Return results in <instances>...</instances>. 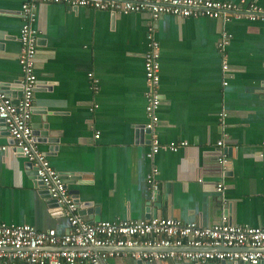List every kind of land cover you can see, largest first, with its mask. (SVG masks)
<instances>
[{
  "label": "crops",
  "instance_id": "obj_1",
  "mask_svg": "<svg viewBox=\"0 0 264 264\" xmlns=\"http://www.w3.org/2000/svg\"><path fill=\"white\" fill-rule=\"evenodd\" d=\"M244 1L264 7V0ZM22 3L0 0V83L11 84L10 94L15 96L19 89L13 84L22 77L18 61ZM150 25L160 47L156 133L162 144L187 142L176 151L162 149L152 159L147 155L149 136L142 129L147 122L143 55ZM34 28L39 86L31 124H49V135L57 138L56 143L37 145L65 176L67 191L84 220L169 217L211 226L226 215L234 225L264 226L263 21L163 15L153 22L147 13L112 14L38 3ZM224 33L229 36L227 75L217 48ZM89 73L98 80L96 93ZM93 104L98 108L90 110ZM220 140L223 147L217 144ZM221 151L228 160L224 170L218 162ZM153 165L159 171L157 190L146 181ZM33 174L0 125V223L67 232V216L59 206L48 204ZM219 182L225 186L222 194L216 192ZM84 203H91L98 215H89ZM141 250L157 251L144 247L103 251L111 254L107 264H138L131 252ZM142 264L193 263L165 259Z\"/></svg>",
  "mask_w": 264,
  "mask_h": 264
},
{
  "label": "built area",
  "instance_id": "obj_2",
  "mask_svg": "<svg viewBox=\"0 0 264 264\" xmlns=\"http://www.w3.org/2000/svg\"><path fill=\"white\" fill-rule=\"evenodd\" d=\"M38 3L89 7L112 14L147 13L153 22L163 15L180 19L204 16L222 21L246 18L264 22V7L244 0L239 3L219 0H23L19 11L22 26L19 33L21 51L18 56L22 73L19 81L21 96L15 105L13 98L3 90L0 83V118L12 140L14 152L21 154L32 166L34 180L56 200L61 213L67 216L69 226L67 232L58 234L55 230L39 231L27 224L0 223V264H107L111 254L103 250L109 247L157 249L131 252V256L137 260L171 259L193 264H207L210 260L243 264L263 262L264 226L234 225L228 222L226 215L211 226H200L195 222L184 223L169 217L113 222H88L83 219L79 214V205L67 191L63 175L51 166L46 153L38 148L33 134L31 115L34 92L38 86L35 73L38 32L34 28V22ZM147 40L148 48L143 55L147 116L144 130L150 140L147 155L152 159L162 149L176 151L187 146V142L182 140L162 144L158 139L156 128L161 104L160 47L151 25L148 27ZM228 42L229 36L226 33L217 42V48L223 57L222 72L226 75L229 71L225 53ZM88 77L91 90L98 92V80L91 73ZM223 84L226 85L227 81ZM97 108L98 105L93 104L90 110ZM223 116L224 113L221 114ZM94 137L98 138L99 134L96 133ZM217 144L224 146L221 140ZM8 148L2 147L3 150ZM218 162L224 170L228 162L226 152H220ZM158 173V168L153 165L147 175L146 181L152 190L159 187ZM224 189V184L219 182L216 192L222 194ZM44 246L55 247L56 250L42 249Z\"/></svg>",
  "mask_w": 264,
  "mask_h": 264
},
{
  "label": "water",
  "instance_id": "obj_3",
  "mask_svg": "<svg viewBox=\"0 0 264 264\" xmlns=\"http://www.w3.org/2000/svg\"><path fill=\"white\" fill-rule=\"evenodd\" d=\"M38 84H39V82H38ZM2 85V88H3V90L8 94V95H10L12 98H13V103L15 104V105H17L18 104V102H19V98H20V96H21V84H20V82H17V83H15V84H13V86H16L18 89H19V91H18V95L17 96H15V95H11L10 94V90H11V84H1ZM39 86V85H38ZM0 125L1 126H4V122H3V120L0 118ZM42 129V130H38V129ZM49 124H47V123H45L43 126H33L32 125V129H33V134H34V136H35V139H36V141L37 142H51V143H56L58 140H57V138H55V137H51L50 135H49ZM142 129L144 130V127H142ZM145 131V130H144ZM146 132V131H145ZM30 166V165H29ZM31 168H32V166H30ZM63 178L65 179V176H63ZM38 186H40V188H41V192H42V194H43V196L47 199V202H48V204H50V206H58V204L56 203V200H54V199H52L51 198V196H50V194L48 193V191L47 190H45L41 185H40V183H38L37 184ZM91 203H84V204H82V208H84V209H86V208H89V209H87L88 211H87V213L90 215V214H92L93 212H95V214H97L98 215V210H94V209H92L91 210ZM85 214V213H84ZM100 219L98 218V216H96V218H95V220L94 221H99ZM93 250V249H92ZM98 250H101V249H98ZM238 262H236V261H233V262H231V261H221V264H237ZM262 264H264V261L263 262H261ZM138 264H142V260H139L138 261Z\"/></svg>",
  "mask_w": 264,
  "mask_h": 264
}]
</instances>
